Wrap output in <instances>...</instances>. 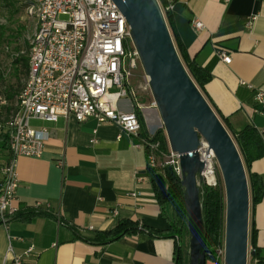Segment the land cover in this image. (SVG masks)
I'll use <instances>...</instances> for the list:
<instances>
[{
    "label": "crops",
    "instance_id": "obj_1",
    "mask_svg": "<svg viewBox=\"0 0 264 264\" xmlns=\"http://www.w3.org/2000/svg\"><path fill=\"white\" fill-rule=\"evenodd\" d=\"M171 10L190 58L211 71L206 98L234 129L251 125L264 138V113L256 111L264 105L255 100L257 90H264V0H177ZM197 19L204 23L200 30L193 25ZM223 50L231 54L230 63L222 60ZM141 115L143 131L163 128L158 109L146 108ZM35 120L33 127L46 129L49 136L41 156L17 159L20 211L7 224L0 223V264H9L15 256L24 264H175L174 237L141 232L108 244L94 241L98 231L122 219L169 228L138 140L117 123L95 118ZM251 170L264 181V156L252 162ZM36 201L49 202L51 211L34 212ZM167 210L172 217L171 203ZM57 213L62 214L60 220ZM29 215L33 219L25 221ZM251 221L258 230L257 244L264 248V198L251 207Z\"/></svg>",
    "mask_w": 264,
    "mask_h": 264
},
{
    "label": "built area",
    "instance_id": "obj_2",
    "mask_svg": "<svg viewBox=\"0 0 264 264\" xmlns=\"http://www.w3.org/2000/svg\"><path fill=\"white\" fill-rule=\"evenodd\" d=\"M167 1L166 9H171L173 0ZM28 14L36 21V28L30 44L28 76L19 95L20 109L8 121L0 122V134L10 130V155L0 160V223L7 224L20 211L18 157L41 156L49 136L46 129L33 127L31 119L55 122L60 117L74 116L80 122L95 118L100 123H117L123 132L138 140L137 147L145 149L147 168L159 170L158 158L164 156L163 168L170 166L183 177L179 153L170 144L165 153L160 141L153 140L155 133H143L138 112L158 109V105L147 74L143 87L152 92L149 103L141 101L132 84L135 72L143 65L129 22L118 5L113 0H38L28 8ZM193 25L198 30L204 27L198 19ZM220 55L224 62H231L230 53L223 50ZM255 100L264 105L263 89L257 90ZM123 101L130 109H125ZM256 111L264 113V108ZM198 151L205 163L200 179L209 186H218L219 164L204 138ZM149 182L156 197L150 178ZM32 210L50 212L51 204L36 201ZM56 217L60 220L62 214L57 213ZM32 251L30 247L25 256L29 257ZM252 251L251 247L249 252ZM218 254L225 257V245ZM9 264L24 261L15 256Z\"/></svg>",
    "mask_w": 264,
    "mask_h": 264
},
{
    "label": "water",
    "instance_id": "obj_3",
    "mask_svg": "<svg viewBox=\"0 0 264 264\" xmlns=\"http://www.w3.org/2000/svg\"><path fill=\"white\" fill-rule=\"evenodd\" d=\"M131 27V36L149 77L170 147L180 155L190 231L189 264H207L202 251L203 213L198 180L205 163L198 147L204 138L213 149L225 184L224 264H248L250 187L241 153L222 119L184 65L158 0H113ZM164 198L165 175H156ZM253 251L251 252V255Z\"/></svg>",
    "mask_w": 264,
    "mask_h": 264
},
{
    "label": "trees",
    "instance_id": "obj_4",
    "mask_svg": "<svg viewBox=\"0 0 264 264\" xmlns=\"http://www.w3.org/2000/svg\"><path fill=\"white\" fill-rule=\"evenodd\" d=\"M159 1H161L163 8H165V18L177 51L184 65L186 66L189 74L191 75L195 83L202 90L204 95L207 96L206 84L212 78L211 71L206 68H203L202 66H199L190 58L187 52V48L183 44L178 34L173 12L171 9H166V7L169 5V2L167 0ZM176 1L177 0H173V3H175ZM26 45L29 47L30 54L31 46L30 44ZM17 50L20 51L21 47H17ZM15 62L17 64L22 63V65L27 69L28 74L29 56L18 55ZM24 85L25 83L22 84L18 82L17 84L9 85L5 90L6 99L10 102V104L0 105V122H6L18 113L20 107L15 106L13 103L16 100L17 104H19V95L22 92ZM207 99L209 100L213 108L216 110L227 129L230 131L241 153L249 180L251 207L253 208L264 198L263 177L261 176V174L253 172L251 170L252 162L264 156V138L262 134L254 126L251 125L246 126L240 131L234 129L229 120L223 117L222 114H220L216 106L210 101L208 97ZM1 108L3 110H1ZM138 115L143 126L144 122L140 111L138 112ZM143 133L146 135L147 131L144 130ZM9 138L10 130H3V132L0 134V160L7 159L10 155ZM153 140L160 141L161 150L165 153L169 152V141L164 128L159 129L155 133ZM158 172L159 170L157 168L148 167L146 169V173L149 176L153 188L155 190L156 197L160 205L161 213L167 219L169 223V228L166 230H158L147 227L137 221H133L130 219H122L113 228L104 231H98L96 233L94 241L99 244H108L124 237L125 235H133L141 232H145L153 236L165 235L169 237H174L176 238L175 264H189L190 244L188 243L187 246H183L181 243L185 237H188V239H190L191 237L185 204L186 190L181 183L182 177H180L170 166H166L164 170V175L168 183V195L166 198H164L156 182V175ZM198 184L200 188V199L202 205L204 226V241L202 251L205 252L207 261L217 262V248L222 246L225 240V192L220 184L216 187H212L203 183L200 178L198 180ZM168 203H171L173 207L172 217L169 215L167 210ZM33 216L34 215H29L24 220L31 221L33 219ZM257 233L258 230L256 228V225L254 222H252L250 243L251 247L253 248V254L250 264H264V248H261L257 244Z\"/></svg>",
    "mask_w": 264,
    "mask_h": 264
},
{
    "label": "rangeland",
    "instance_id": "obj_5",
    "mask_svg": "<svg viewBox=\"0 0 264 264\" xmlns=\"http://www.w3.org/2000/svg\"><path fill=\"white\" fill-rule=\"evenodd\" d=\"M38 0H0V92H1V104H10L6 99L5 90L11 84H17L18 82L24 84L27 78V69L22 63L17 64L15 62L18 55L29 56V47L26 44H31L33 38L36 21L28 14V8L36 4ZM21 47L18 51L17 47ZM145 70L143 66L139 67L135 72V76L132 78V84L138 92L139 98L143 103H149L152 100V92L150 90H144ZM6 99V100H5ZM15 106H19L15 100L13 103ZM1 110H3L1 108ZM161 127L164 128L162 118L160 119ZM32 126L37 125L38 121L31 119ZM165 129V128H164ZM166 158L159 156L158 163L160 165V173L164 174L165 168H163ZM218 181L225 192V184L222 177L220 168L218 169ZM226 201V194H225ZM252 229L251 221V199H250V222H249V250L251 248L250 233ZM182 245L187 246L190 244V239L185 237L182 240ZM225 243V240H224ZM221 247H224V244ZM216 252L217 262L207 261V264H224V258L219 257L218 249ZM251 253H249V262L251 263Z\"/></svg>",
    "mask_w": 264,
    "mask_h": 264
}]
</instances>
